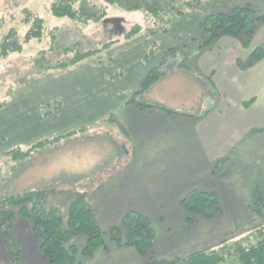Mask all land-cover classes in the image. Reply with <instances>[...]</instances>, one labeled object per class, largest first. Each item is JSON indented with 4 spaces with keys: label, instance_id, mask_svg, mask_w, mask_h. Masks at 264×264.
<instances>
[{
    "label": "rangeland",
    "instance_id": "rangeland-1",
    "mask_svg": "<svg viewBox=\"0 0 264 264\" xmlns=\"http://www.w3.org/2000/svg\"><path fill=\"white\" fill-rule=\"evenodd\" d=\"M51 1L0 0V41L10 29H15L19 38L23 37L28 27L23 22L24 10L44 20V34L40 41L31 40L21 52L0 59V199L53 186L49 204L58 207L66 217L75 194L86 193L87 200L92 203L91 189L98 185L95 179L108 175V166L120 157V146L97 129L119 128L110 123L111 118H117L119 122L121 107L134 96L139 78L160 63L163 51L186 44L184 53L188 67L198 64L204 56L197 52L201 33L190 32L189 36L178 39L179 34L191 28L197 10L201 12L206 6L226 7L224 4L232 0L203 1L198 8L186 11L165 26L154 24L144 8L127 12L124 7L116 6L107 8L108 19L104 22L85 24L51 15ZM185 16L188 17L182 21ZM113 19L123 20L122 28L126 33L137 25L141 31L77 64L50 70L34 68L37 54L48 51L52 45L54 51L48 53L47 60L50 65H56L73 58L76 51L65 52L68 48L85 53L117 40V32L113 33V26L107 24ZM155 31L158 33L153 37L151 32ZM153 44L157 50L145 60ZM180 61L181 58L170 60L165 70L171 73ZM182 77L176 75L165 79L162 85L155 88L154 94L163 96L171 105L177 104L174 107H178L180 113L193 117L210 110L215 103L216 90L209 84L208 78V86L202 89ZM137 100L143 101L141 97ZM81 129L84 134L62 140L58 146L36 150L22 162H14L7 154L14 149L26 150L41 140ZM238 152L240 157L236 162L227 163L220 170L227 176L229 185L215 187L221 207L217 218H199L187 229L185 222L180 223V216L178 219L176 213L170 212L166 217L174 225L168 224L173 227L171 238H164V226L155 227L158 243L162 244L159 247L169 248V254H173L171 259L194 251L192 240L200 235L216 233L220 240L236 239L264 222V129L244 139ZM97 216L99 223L101 217H110L112 221L118 217L103 213ZM113 225L119 227L121 223ZM32 227L29 220L17 218L15 221L12 235L21 244L20 260L24 264H47L39 254L40 242L33 236ZM72 240L79 249L77 261L103 264L105 259L92 263L93 260L81 254L86 243L83 235H77ZM106 240L110 242L107 237ZM8 260L0 240V263ZM109 264H116L115 259Z\"/></svg>",
    "mask_w": 264,
    "mask_h": 264
},
{
    "label": "crops",
    "instance_id": "crops-1",
    "mask_svg": "<svg viewBox=\"0 0 264 264\" xmlns=\"http://www.w3.org/2000/svg\"><path fill=\"white\" fill-rule=\"evenodd\" d=\"M244 3L252 5L258 14L264 12V0H232L224 4L226 7L206 6L201 12H194L191 28H186L183 34L181 32L178 39L197 31L204 17L227 12ZM215 43L209 50L197 49L198 54L204 56L198 64L189 67L193 73L174 70L140 96L143 103L180 112L174 107L177 104L171 105L163 96L154 94L155 88L165 79L178 75L204 89L208 86V78L216 90L215 103L210 110L195 117L190 114L181 116L166 114L156 108L142 109L126 102L121 107L119 122L117 118L110 121L116 127L118 125V129H97L106 138L114 139L121 151L119 159L108 166V175L95 176L98 185L91 189L92 203L87 200L102 230L118 227L113 224L121 223L129 212L146 216L154 230L157 226H164V238L172 236L173 227L168 226L172 222L166 217L170 212L176 213L178 219L180 216V223L185 222L186 228L190 227L199 218L187 221L189 216L179 206L180 200L194 190L217 193L218 186H228L226 175L213 173V164L222 158H230L227 163H235L240 157L238 151L243 140L264 129V60L241 69L238 64L247 61L250 51L244 50L230 37H223ZM257 47H264V24L253 37L251 48ZM102 213L118 217L113 221L110 217H101L99 223L97 215ZM186 234L190 236L189 232ZM158 241L156 233L152 246V256L156 259L173 260L189 255H177L171 259L173 254H169V248L160 249L162 244L159 245ZM192 241L195 245L191 253L210 249L223 240L212 233L200 235ZM106 247L95 249L88 259L93 260L92 263L105 259L103 264H109L112 259L116 264H144L134 249L118 248L113 242H107Z\"/></svg>",
    "mask_w": 264,
    "mask_h": 264
},
{
    "label": "trees",
    "instance_id": "trees-1",
    "mask_svg": "<svg viewBox=\"0 0 264 264\" xmlns=\"http://www.w3.org/2000/svg\"><path fill=\"white\" fill-rule=\"evenodd\" d=\"M203 1L208 0H52L49 5V12L55 17H67L87 24L107 20V8L109 6L124 7L127 12L144 8L154 24H164L165 26L174 19L183 16L186 11L198 8ZM97 2L98 4H96ZM177 2L179 3L178 6L176 5ZM23 13L25 15L23 22L28 26L27 30L21 38L17 36L18 33L15 29H10L2 37L0 59L21 52L23 46L31 40L40 41L43 38L44 20L26 10ZM107 24L114 28L111 22ZM263 24L264 13H256L252 5L248 3L227 12L208 15L198 24L197 32L202 35L198 48L209 50L219 39L223 37L233 38L239 42L244 50L250 51L247 61L238 64L241 69L249 68L264 60V47L251 48L253 37ZM140 31L141 27L137 25L129 33L117 32L116 35L119 36L117 40L107 42L100 49L89 50L85 53H81L75 48H68L65 52L76 51L73 58L67 62H57L56 65H50L47 60L48 53L54 51L52 45L48 51H41L37 54V58L33 62L34 68L50 70L77 64L95 53L108 49L109 46L120 42L122 39L127 40L136 36ZM157 33L156 31L151 32V35L155 37L154 35ZM54 41L53 37L52 43ZM184 48H186V44L163 51L160 63L139 78L138 88L127 104L132 103L142 109L156 108L166 114L187 115L167 107H156L153 104L137 100V97H140L154 84L170 74L165 70V67L172 59L181 58V61L177 62L175 70L193 73L187 65ZM155 50L157 49L154 45L144 57L145 60L150 59ZM261 131L256 132L260 133ZM84 133L82 129L70 131L52 139L41 140L26 150L17 148L7 152V154L14 162H22L36 150H43L58 144L62 140ZM229 159L217 160L213 164V173H221L220 170L223 169ZM52 193L53 186H50L47 189L29 190L0 199V240L3 241L9 259L2 264H24L20 260L21 244L12 235L17 218L32 222L33 236L40 242L39 254L47 264H84L77 261L79 249L72 240L77 235L85 237L86 243L81 254L88 258L92 256L95 249L107 248V237L118 248L134 249L144 264H264V222L245 235L236 239H225L210 249L195 251L186 257L163 260L152 256L156 232L146 216L138 212H129L122 218V226L111 227L104 231L97 224L94 211L86 199V193L74 195L67 208L66 217L62 215V211L58 207L49 204ZM179 206L189 215L187 218L189 222H192L195 217L214 220L221 212L220 198L215 192L191 191L180 200Z\"/></svg>",
    "mask_w": 264,
    "mask_h": 264
},
{
    "label": "flooded vegetation",
    "instance_id": "flooded-vegetation-1",
    "mask_svg": "<svg viewBox=\"0 0 264 264\" xmlns=\"http://www.w3.org/2000/svg\"><path fill=\"white\" fill-rule=\"evenodd\" d=\"M114 26H115V24H114ZM119 29H120V26H119V25H116V27L114 28L115 32H118ZM113 32H114V31H113Z\"/></svg>",
    "mask_w": 264,
    "mask_h": 264
},
{
    "label": "water",
    "instance_id": "water-1",
    "mask_svg": "<svg viewBox=\"0 0 264 264\" xmlns=\"http://www.w3.org/2000/svg\"><path fill=\"white\" fill-rule=\"evenodd\" d=\"M113 21H114L115 23H117L118 20H117V21L113 20Z\"/></svg>",
    "mask_w": 264,
    "mask_h": 264
}]
</instances>
